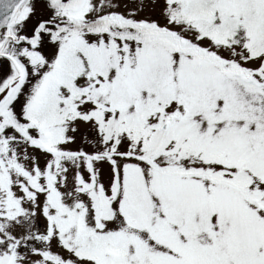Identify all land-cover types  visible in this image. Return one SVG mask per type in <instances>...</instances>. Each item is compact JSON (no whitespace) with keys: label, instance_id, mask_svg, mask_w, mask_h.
<instances>
[{"label":"snow or ice","instance_id":"6c2138e0","mask_svg":"<svg viewBox=\"0 0 264 264\" xmlns=\"http://www.w3.org/2000/svg\"><path fill=\"white\" fill-rule=\"evenodd\" d=\"M0 264H264V0H0Z\"/></svg>","mask_w":264,"mask_h":264}]
</instances>
